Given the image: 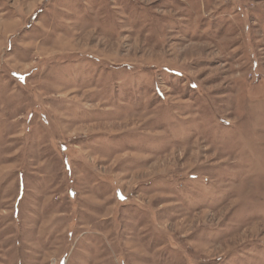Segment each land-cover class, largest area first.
Returning a JSON list of instances; mask_svg holds the SVG:
<instances>
[{
    "label": "rangeland",
    "instance_id": "obj_1",
    "mask_svg": "<svg viewBox=\"0 0 264 264\" xmlns=\"http://www.w3.org/2000/svg\"><path fill=\"white\" fill-rule=\"evenodd\" d=\"M0 264H264V0H0Z\"/></svg>",
    "mask_w": 264,
    "mask_h": 264
}]
</instances>
